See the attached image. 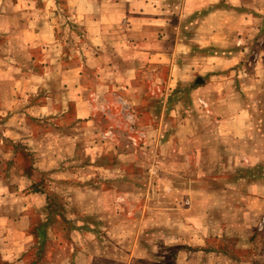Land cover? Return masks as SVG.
Listing matches in <instances>:
<instances>
[{
  "label": "rangeland",
  "instance_id": "obj_1",
  "mask_svg": "<svg viewBox=\"0 0 264 264\" xmlns=\"http://www.w3.org/2000/svg\"><path fill=\"white\" fill-rule=\"evenodd\" d=\"M184 10V0H0V225H10L12 245L31 246L18 264L154 258L160 212L143 201L142 183L161 165L152 128L170 117L166 135L189 112L212 117L193 96L199 77L235 70L239 87L223 84L231 113L248 123L233 104L245 100L257 120L250 129L264 128V23L227 41ZM130 72L138 88L128 93ZM255 140L242 141L239 168L228 167L243 181L221 191L229 231L224 246L210 239L221 252L213 264H264V160L249 157L264 153V133Z\"/></svg>",
  "mask_w": 264,
  "mask_h": 264
},
{
  "label": "crops",
  "instance_id": "obj_2",
  "mask_svg": "<svg viewBox=\"0 0 264 264\" xmlns=\"http://www.w3.org/2000/svg\"><path fill=\"white\" fill-rule=\"evenodd\" d=\"M198 1L201 3L196 6ZM115 4L121 9L124 8L122 1ZM184 7L187 14L199 13L198 19L204 22L206 30L214 29L217 25L225 31L223 37L227 41L233 37L230 33L232 30L237 33L251 25L264 23V0H184ZM155 10L162 19V8L158 10L156 7ZM123 16L125 15L122 12L116 15V17ZM154 17L156 19L158 16ZM258 18L262 20L257 22ZM153 22L161 24L162 21ZM100 26L104 28L103 30L109 29L107 23H101ZM157 28H162V25ZM228 57L219 56L225 63L238 60L237 55L233 59ZM223 68L220 69L222 71H218V76L211 73L208 78L201 77L203 83L193 89V96L202 98L212 117H198L189 112L184 118L181 116L179 119L181 122L177 127V124L175 125L174 133L166 135L162 124L165 120H171L170 117L168 120L163 118V123L160 122L159 127L152 128L153 134L157 136L155 142L157 141L160 146L158 162L161 165L155 169L157 178L154 183L151 182L149 186L150 183L147 181L142 182L147 187V190L143 191L145 196L143 201H152L149 202V208H152L154 215L160 212L159 217L153 220L154 229L151 234L155 248L159 250L154 251V258L146 264H167L169 262L170 264H213V259L220 256L221 252L220 246H217V251H211L210 239H217V244L221 240V244L225 245V237L229 231L227 229V218L229 217L225 216L227 213L223 209L225 204L223 198L226 196L222 194L220 197V194L221 191L229 190L231 185L238 184L240 180L243 181L241 178H233L228 168L231 164L239 168L236 159L241 156L239 146L243 141L240 134L241 126L247 125L244 141L250 145L256 141L255 138L261 137L264 128L256 131L250 129L257 120L252 122V106L245 100L243 106L237 102L233 104L239 107L238 110H248L250 114L248 123L241 122V115L231 113L230 101L226 96L227 89L223 84L233 80L238 86L241 75L236 74L235 70H226V66ZM126 77L133 86H130L128 93L133 92L138 88L134 81L136 75L130 72ZM227 108L229 112L222 113ZM260 123L264 124V121ZM229 126H233V131H229L231 134L227 132ZM237 127H239V132L236 135L234 131ZM158 141L161 142L158 143ZM249 157L260 159L261 162L264 160V153L253 155L249 153ZM147 173H150V176L153 174L152 172ZM151 194L152 199L146 200V197ZM220 199H222L221 202ZM112 202L113 199L109 205L112 206ZM216 206L219 208L218 214L213 213L214 210L216 211L214 208ZM113 216L114 213H111V217ZM149 224L151 223L146 225ZM1 230H5V233ZM0 231V241L2 240L0 264H4L1 260L8 261L7 264H18L19 255H24L31 246L27 245L18 249L16 244H11V229L8 222L7 225H0Z\"/></svg>",
  "mask_w": 264,
  "mask_h": 264
},
{
  "label": "water",
  "instance_id": "obj_3",
  "mask_svg": "<svg viewBox=\"0 0 264 264\" xmlns=\"http://www.w3.org/2000/svg\"><path fill=\"white\" fill-rule=\"evenodd\" d=\"M197 81H199V82H200V81L203 82V80L201 79V77H199V79H198Z\"/></svg>",
  "mask_w": 264,
  "mask_h": 264
},
{
  "label": "built area",
  "instance_id": "obj_4",
  "mask_svg": "<svg viewBox=\"0 0 264 264\" xmlns=\"http://www.w3.org/2000/svg\"><path fill=\"white\" fill-rule=\"evenodd\" d=\"M264 223V222H263Z\"/></svg>",
  "mask_w": 264,
  "mask_h": 264
}]
</instances>
